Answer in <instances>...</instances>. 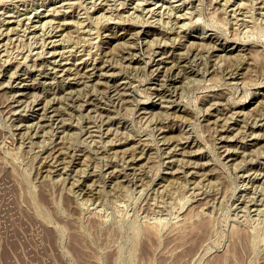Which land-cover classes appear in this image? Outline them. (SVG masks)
Wrapping results in <instances>:
<instances>
[{
    "label": "rangeland",
    "instance_id": "374dc122",
    "mask_svg": "<svg viewBox=\"0 0 264 264\" xmlns=\"http://www.w3.org/2000/svg\"><path fill=\"white\" fill-rule=\"evenodd\" d=\"M0 264H264V0H0Z\"/></svg>",
    "mask_w": 264,
    "mask_h": 264
},
{
    "label": "bare ground",
    "instance_id": "6f19581e",
    "mask_svg": "<svg viewBox=\"0 0 264 264\" xmlns=\"http://www.w3.org/2000/svg\"><path fill=\"white\" fill-rule=\"evenodd\" d=\"M54 11V10H53ZM57 11V10H56ZM2 32V31H1ZM165 35V34H164ZM188 53V52H187ZM190 57V56H189ZM161 62V61H160ZM159 64V62H158ZM98 65V64H97ZM158 66V65H157ZM77 68V67H76ZM99 68V67H98ZM168 69V68H167ZM169 74V73H168ZM162 76V75H161ZM171 76V75H170ZM168 78V77H167ZM211 107V106H210ZM179 133V132H178ZM179 135V134H178ZM133 160V159H132Z\"/></svg>",
    "mask_w": 264,
    "mask_h": 264
}]
</instances>
